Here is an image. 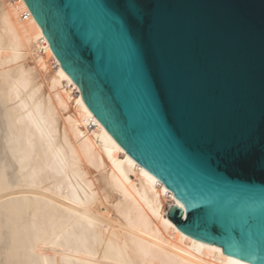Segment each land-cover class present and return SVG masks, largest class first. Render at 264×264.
<instances>
[{
  "label": "water",
  "instance_id": "obj_1",
  "mask_svg": "<svg viewBox=\"0 0 264 264\" xmlns=\"http://www.w3.org/2000/svg\"><path fill=\"white\" fill-rule=\"evenodd\" d=\"M25 1L84 104L174 210L123 162L138 190L184 233L264 264V0Z\"/></svg>",
  "mask_w": 264,
  "mask_h": 264
},
{
  "label": "bare ground",
  "instance_id": "obj_2",
  "mask_svg": "<svg viewBox=\"0 0 264 264\" xmlns=\"http://www.w3.org/2000/svg\"><path fill=\"white\" fill-rule=\"evenodd\" d=\"M60 64L26 1L0 0V264H253L152 205L123 162L170 212L172 190L107 133Z\"/></svg>",
  "mask_w": 264,
  "mask_h": 264
},
{
  "label": "snow or ice",
  "instance_id": "obj_3",
  "mask_svg": "<svg viewBox=\"0 0 264 264\" xmlns=\"http://www.w3.org/2000/svg\"><path fill=\"white\" fill-rule=\"evenodd\" d=\"M128 9L132 15H134V16L137 15V7L134 3H129Z\"/></svg>",
  "mask_w": 264,
  "mask_h": 264
}]
</instances>
